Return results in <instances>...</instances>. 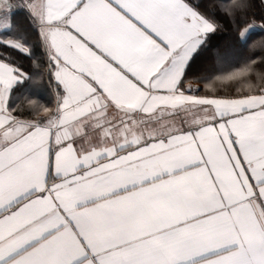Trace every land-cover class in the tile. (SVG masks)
Segmentation results:
<instances>
[{"label": "snow or ice", "instance_id": "1", "mask_svg": "<svg viewBox=\"0 0 264 264\" xmlns=\"http://www.w3.org/2000/svg\"><path fill=\"white\" fill-rule=\"evenodd\" d=\"M0 264H264V0H0Z\"/></svg>", "mask_w": 264, "mask_h": 264}, {"label": "trees", "instance_id": "2", "mask_svg": "<svg viewBox=\"0 0 264 264\" xmlns=\"http://www.w3.org/2000/svg\"><path fill=\"white\" fill-rule=\"evenodd\" d=\"M18 20H19L21 23L23 22L22 17H18Z\"/></svg>", "mask_w": 264, "mask_h": 264}]
</instances>
